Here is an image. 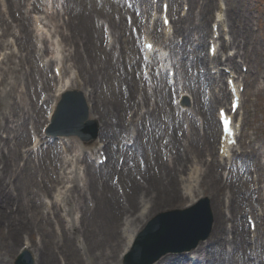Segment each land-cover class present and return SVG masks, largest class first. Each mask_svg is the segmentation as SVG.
Returning a JSON list of instances; mask_svg holds the SVG:
<instances>
[{
    "label": "rangeland",
    "instance_id": "1",
    "mask_svg": "<svg viewBox=\"0 0 264 264\" xmlns=\"http://www.w3.org/2000/svg\"><path fill=\"white\" fill-rule=\"evenodd\" d=\"M130 1V0H128ZM150 1V0H149ZM243 4L246 8L244 18H241L240 16L233 15L230 17V23L227 21V12L228 7L231 3H233L232 0H208V4L210 7V11L207 13V29L210 31L212 29V25L215 21V17L217 14V10L222 8L223 10V16L225 18V25L226 26H220L221 28V34L218 41L221 42V45H224L225 40L228 41L231 37L232 39L235 37V41L232 42L231 46H226L222 48L221 50V56L223 57L224 54L232 52L234 63H235V71L238 72L241 77H239L242 80V84L244 85V100L242 107L240 109L239 118L243 122V132L241 133L239 144L236 146L239 150L240 158L237 160L239 162L242 161V164L239 167V170H237L235 167L232 169V173H230V177H232L242 191L239 196V201L236 205L238 207L233 211V215L231 216V206L229 205V202H227V196L230 194L229 188L226 185L222 190H220L214 198V196L211 194V190L207 185H204L202 183V186L200 185V179L198 184L193 188L192 196L186 198V193H184V189L181 187H184V183L182 179H180V188L181 191L184 193V206L186 203L190 201L191 198H198L200 196H209L210 198V206L211 210L213 212L214 217V223L213 228L210 233V237L207 240L201 241L198 245L203 246L205 248V251L201 253L199 256V259L196 264H225L226 261H223L225 257H229L232 260L234 257L239 255L242 256V248L238 247L234 251H231V245H234L232 242V234L230 233V230L232 228V225L235 223L237 226H240L243 224L246 228V231L250 232L249 244H251L252 247L255 245L252 243L254 241H257L259 239L264 240V0H243ZM2 4L0 3V6L4 12V17L7 19L5 20L7 27H5L6 24L1 25L0 21V104L2 109L9 110L13 105L8 100L7 96H4V93L2 92V89L6 87L8 84V88L10 85L13 84V82L9 85V83L15 79H13V76L18 75L17 81L23 83L26 81L29 86L30 84L36 83L41 75L44 77H50L53 73V66L54 62L49 64V69L47 72H42V74L39 73L40 68H43L41 66L40 62V55L35 57L36 54H34L33 58L28 59L27 57L24 58L26 49L24 48V43L17 38V34L20 31L19 28L16 26V18H21L20 15V9H17L13 7L10 12L9 8L6 6L5 2L1 0ZM200 4L202 3V0H198ZM176 8H179L178 12L181 10L183 6V2L181 3V0L179 3L175 4ZM159 6V4H158ZM188 9H185V12L183 16L187 14L186 17L189 18L187 21V25L190 27L193 26L194 22H199L198 14H199V8L197 6H193V10H189V5H186ZM138 7L136 5L129 6L125 2V0H75V3L71 9L72 13L79 12L80 10L85 12L87 15L90 14V16L93 19L92 23H89L87 26L82 24L78 27L74 28V34L71 37V41L68 39H65V42H63V51L69 52V45L72 46V48L75 46L78 49H82L85 57L87 54L89 55L91 61L88 59L83 58V62L85 64V68L87 71L93 73L95 78L101 77L99 75L98 71L94 72L90 67L94 69H97V65H102V62L104 61V57L106 56L104 52L100 49L97 50V48H104L106 49L105 45H103V42L105 41L103 37L102 31L97 32L96 36V25L97 20L100 17V15L107 16L109 14L112 16L114 22H118V25L121 28V33L115 31L117 35L119 36V41L117 43V47H112V50L115 51L114 59L116 60L118 56H121V60L123 63V69L126 68L128 73V77H132L131 73L132 67L131 64L134 65V62L137 58L140 57V52L138 53V50L135 52L132 50V47L134 44L139 45V37L136 36L132 32V25L129 23V21L132 19V14L138 15L140 19L143 21V16H141L142 13L140 12ZM191 9V8H190ZM39 10V9H38ZM37 9L34 11L38 12ZM130 10L132 11V14L130 13ZM31 16L34 13L33 10H31ZM42 11V10H40ZM151 11V10H150ZM110 12V13H109ZM104 13V14H102ZM122 13V16L120 17V14ZM188 13L190 15H188ZM154 14V12H152ZM0 15L3 16V13L0 11ZM93 15V16H92ZM145 16V15H144ZM131 18V19H130ZM14 19V20H13ZM116 20V21H115ZM121 23H120V22ZM52 26L54 27V23L51 22ZM161 25V21H160ZM225 27V29H224ZM88 29V30H87ZM146 29V26H145ZM228 29H231L228 30ZM105 30V29H104ZM156 30V28L154 29ZM159 32H161L158 29ZM220 31V29H219ZM225 31L227 33H225ZM104 32V31H103ZM156 32V31H155ZM90 33L94 36L93 43L86 41V35L90 36ZM213 34V31H212ZM135 38H133V36ZM99 36V38H98ZM212 36V35H211ZM102 37V39H101ZM103 40V41H102ZM35 41V40H34ZM70 41V42H69ZM197 44V40L195 41ZM36 43L38 41L36 40ZM49 46L51 47V42H48ZM105 43V42H104ZM208 43L209 40H206L201 46L199 45L198 53L201 56L208 55ZM79 44V45H78ZM182 44V42H180ZM179 44V45H180ZM181 46V45H180ZM194 47V46H193ZM193 47L188 44L187 50L188 52H193ZM179 49V48H178ZM177 50V49H176ZM13 51L14 52V58H10V60H7V57H5L4 53ZM53 51L52 48L49 49V52L45 53L49 56L52 55L51 53ZM107 51V49H106ZM9 55H12L10 53ZM44 55L42 59L44 58ZM195 55V54H194ZM97 56V57H96ZM93 57V59H92ZM188 57V56H187ZM188 64L190 65V62L194 59L193 54H191L188 58ZM124 61V62H123ZM219 64H222L223 62H217ZM206 64V63H205ZM204 64L205 71L208 68V71L212 69V64L208 62L207 65ZM242 64H246V66L249 67L248 71L242 70ZM40 65V66H39ZM65 65L68 67V71L65 73V75H69L71 71L77 70L78 76L81 79H84L87 77V73L83 70H79L78 67H74L72 61L69 59L68 61H65ZM188 65V66H189ZM40 67V68H39ZM230 67H233L232 64ZM191 69V67H190ZM198 70L203 71V65L202 67H198ZM213 70V69H212ZM211 70V71H212ZM190 72H193L195 74V70L192 68ZM104 73V71H103ZM115 76L110 77L109 72L104 76V82L100 81L101 86V98L112 101L114 104L119 105V109L112 108L111 113L108 115V121L112 122V124L117 123L118 121H123L124 127H127V129L118 128L116 125L109 128L110 135L109 137H112L111 143H110V149L109 150V159L111 168H115L114 170H111V172H108L107 178V184L111 186L112 190L108 192V195H111V192H114L116 194V199L118 201H122L123 204L126 203V200L123 197H120L122 193V189H126V192L130 194L131 188L133 187L130 185L131 183L130 178L128 177V168L133 166L131 176L132 178H135V180H140L143 182L144 176H148L149 174H157L160 171L158 162L160 161H169L171 165H173L171 160V153L172 155H176L175 151L177 148H180L183 152L188 151L189 158L200 160L195 158L196 154H194L190 149H185V145L187 144L189 139L191 140V136L197 137L202 136L205 133V130L203 127H199L198 123L201 121V114L199 112H195V116L197 117V127L195 126V129H191V126H189L188 122H185V120L180 121V110L176 108L174 102H172L173 98L171 97V93H168V99L166 101L160 100L158 104L155 101H150V103L147 105V107H144L148 110H154L155 108H161L160 112H158L157 115H155L154 118H156V124L157 128L152 127V122L149 120L146 122V130L142 134V136L137 137V144L139 146L134 149H127L124 150L125 142L129 136V133L131 131V125L129 124V118L134 113V104L130 103L126 100V98L117 90L119 91V81L117 79V75L119 73H115ZM202 73V72H201ZM124 74V72H123ZM136 77L138 76V73H135ZM165 79H166V71H165ZM211 75L216 76V73H212ZM227 73L223 71L221 73V83L225 87L226 85V77ZM110 77V78H109ZM109 79V81H107ZM98 81V79H97ZM17 82V90H16V98L19 100V94L21 92V89H23V86L19 88L20 85H18ZM34 90L38 93H40L39 90ZM54 87L50 90L51 94L54 92ZM168 89V87H167ZM50 91L48 93H50ZM23 95V93L21 92ZM32 95L33 100L36 102V98H34L32 91L30 89L29 95ZM221 94V93H220ZM46 96V95H45ZM139 96V95H138ZM50 98V96H49ZM211 99V98H210ZM52 100V99H51ZM154 100V99H153ZM225 102L218 103L215 102L213 99L208 105V109H206V115L211 120L212 117L216 116V110L219 107V105H227L229 103V96ZM50 103V102H49ZM48 103H45L44 106V118L40 125V130L43 127L42 124L45 123V114L48 108ZM47 106V107H46ZM137 108V107H135ZM140 108V107H139ZM154 110L153 113L157 111ZM142 111V108L140 109V112ZM186 115L189 117H192L194 114L187 112ZM17 117V115H15ZM195 117V118H196ZM1 119V117H0ZM105 120V118H103ZM102 119V120H103ZM2 120V119H1ZM125 130V131H124ZM43 131H40L42 133ZM200 132V133H199ZM0 134L2 135V128ZM217 134V133H216ZM214 135L211 137V143H214V152L213 153H206L207 155L204 156L203 160L205 159H211L212 157L215 158L218 155V136ZM76 137V136H75ZM74 139V138H72ZM78 139V138H77ZM179 139L182 141V145L180 144ZM252 139V143H251ZM108 140V139H107ZM83 141V140H82ZM80 141L77 143V145H74L73 148H70L68 152L69 156L72 158V162L67 163L64 166L59 169V172L56 176L54 171L52 170L51 161L47 159V156L43 158V161L39 164V161L37 158L33 161V163L36 165L37 172L44 177V179L40 180L37 183H33V190L40 191L43 188V184L45 185L46 189L48 188L50 191L45 194L37 197V206H38V212L35 215L33 219L30 221L23 220L20 225H18V218L17 213L15 210L11 208V205L8 203L7 200V194H3L0 192V264H14V260L17 257L18 253L20 252V247L28 242V245H30L34 255L37 254L38 258L43 255L41 253L40 246L44 243L47 247V255L51 260L52 264H75L79 263L78 261V251H81L82 253L86 250L87 245L90 244L93 246H98L100 250H104V254L102 255L101 260L98 264H122V262L119 261V258L117 255H120L122 251V245L123 240L120 244V246L116 247L114 251L110 249V247H113V234L115 233V236L117 237L118 241H120V234L122 229V224L124 221L123 214H119L117 227H112V229L106 230L105 238L103 236L98 237L97 242V234L92 237L90 235H86L84 237L83 231L78 230V228L75 230L71 227V238L75 236V243H72V246L74 248L71 249V255L69 254V220L73 221L74 217L78 216V220H80L85 212L88 210V208H93L96 206V198L95 201H91V195L90 190L88 187V177L83 176L82 172L84 171V175L87 171L86 164L80 160H76V156H74L75 153L77 155L80 153L81 147L80 145H84L85 150L87 151L88 155L89 152L93 151L94 145L88 143V145ZM155 142L157 145L155 147L151 146V143ZM34 141L30 140V136L28 137V144H23L21 151L25 150L26 148H29L32 146ZM200 147L203 148L204 146V140L201 139L199 141ZM251 144V147H248ZM188 148V144L186 146ZM0 148H6V145L0 144ZM250 149L252 151L250 152ZM1 150V149H0ZM119 150V151H118ZM242 150H247L241 154ZM2 151V150H1ZM250 152V153H249ZM65 154V153H64ZM135 155V156H134ZM170 156V157H169ZM186 157V156H185ZM93 159H91L90 164L94 163L95 155L92 156ZM159 158V161L158 159ZM169 158V160H168ZM46 159V160H45ZM210 162V160H208ZM137 160V161H136ZM54 161V160H53ZM52 161V163H53ZM202 161V160H201ZM243 161L245 164L243 165ZM20 162H23V160H20ZM215 162V161H214ZM216 163V162H215ZM49 166V172L47 170V166ZM60 164V163H58ZM137 165L136 168H134V165ZM187 164H192L187 160ZM1 165V160H0ZM61 166L58 165V167ZM108 166V165H107ZM200 167L203 169L205 166L200 163ZM81 168V169H80ZM108 167L102 169L103 171L107 170ZM223 168L224 164L221 167H217V176L216 180L222 183L221 187H223L225 184H227V179L223 177ZM1 171V168H0ZM68 171V172H67ZM70 171V172H69ZM241 171V172H240ZM2 172V171H1ZM119 172V173H118ZM188 170H186V173ZM185 173V176H186ZM70 174L73 176H77V179L67 177ZM118 174H121V178L119 179V182H122L123 188L117 187L115 185V180L113 182V178L115 179V176ZM222 174V175H221ZM4 180L8 178V176L3 173ZM54 180H53V178ZM55 176V177H54ZM241 176V180H239V177ZM120 177V175H119ZM8 182V179L6 181V184ZM87 182V183H86ZM138 182V181H137ZM84 185L82 186V184ZM246 183V184H245ZM75 184L80 185L81 187L85 188V194L86 196L83 197L82 194L80 195V190H76L74 194H69V188L73 187ZM121 184V183H120ZM246 185L250 187L251 190V201L256 205V209L251 212V209L248 206V202H246L243 199V192H246ZM41 188V189H40ZM60 189L61 194L59 195V200L57 201L55 195L57 194V189ZM119 189L120 192L117 190ZM9 190V187H8ZM107 192V190H106ZM78 193V194H77ZM235 193L236 190H235ZM8 197L14 201L15 194L12 193L8 194ZM244 200V201H242ZM10 201V202H13ZM120 201V202H121ZM219 202V205L218 204ZM77 206L76 209L72 211L75 206ZM181 203H173L171 208H166L164 210L173 209V208H182ZM214 207L218 206L223 212V215L225 217V220L223 222V227H226L227 230L224 229V234L220 233L217 234V230L214 231L215 226V212ZM244 206V209L241 210V207ZM70 209V211H69ZM160 210L153 214H151L146 221L142 223L144 226L147 224V222L154 217L158 212L164 211ZM78 213V214H77ZM89 212L86 213V217L89 216ZM261 214V224L257 227L256 230H250L248 223H247V214H251L252 217L256 220V214ZM129 215V214H128ZM226 215V216H225ZM62 216V217H60ZM7 218H10L12 222L6 221ZM259 220V221H261ZM60 221V222H59ZM22 223L26 225L23 226ZM37 224L41 223L45 225V227L50 226L51 228H54L56 230L55 236L51 235V240H45V237L42 234V231L35 229L32 230L30 228L31 224ZM79 225L80 222L78 221ZM72 224V223H71ZM137 225L141 224L136 222ZM62 228L67 230L66 234H63ZM48 243V244H47ZM247 250V248H246ZM250 249H248L249 251ZM114 255V257H113ZM255 255V254H254ZM36 256V255H35ZM106 256L115 258L114 260L110 262L107 261L105 258ZM202 256V257H201ZM264 256V249L260 251V258L263 259ZM235 263V261L233 260ZM42 264V263H37Z\"/></svg>",
    "mask_w": 264,
    "mask_h": 264
},
{
    "label": "bare ground",
    "instance_id": "2",
    "mask_svg": "<svg viewBox=\"0 0 264 264\" xmlns=\"http://www.w3.org/2000/svg\"><path fill=\"white\" fill-rule=\"evenodd\" d=\"M7 1L9 8L13 9V7L20 9V15L21 18H16L17 27L20 29V32L17 35V38L21 40L24 43V48L26 49V53L24 55V58L31 59L33 58L34 54L35 57L40 55V59L43 63V68H40L39 73L42 74V72H47L49 69V63L52 61H55V66L59 69V75H51V77H44L41 75L36 83L29 84L24 81L21 83L18 82L17 79L19 78L18 75L13 76L12 78L15 79L12 80L9 85L13 82L12 85L8 88V84L5 88L2 89V92L4 93V96H7L10 103L13 105L8 111L5 109H2L0 104V110H2V113L0 117L2 116L3 120H6L4 123L1 121L2 128L4 130V135H0V144L4 141L7 147V155L1 153L0 154V160H1V171H0V192L3 194H7V200L10 205H16L17 209L19 211L18 219L22 220L25 218L26 220L30 221L35 217V215L38 212V206H37V197L41 195H45L49 192V189L45 187L43 184V188L40 191L33 190V183L39 182V179H44L42 175H40L37 172L36 165L33 163V159L31 158V155H33L35 148L28 149L27 153H22L21 148L22 145L26 143L28 144V137L31 135H34L38 132L39 127L43 121L44 118V106L45 103L51 102L50 104V114L53 112L56 106V102L59 98V95L64 92L67 89H71L73 87H80V85H84L83 89L85 90V94L87 96V99L90 104V118H99L102 120L105 118L103 125L101 126V129L98 133V136L100 138L108 137L109 136V128L112 126L123 127V121H118L115 124H112V122L108 121V115L111 113V109L118 108V104H114L112 101L102 99L100 96L101 93V86L100 81H104L105 73L107 74L109 72L110 77L114 75L113 71H119L120 74V82L121 87L125 85L129 91L128 101L129 98L134 99V106L137 105L135 112L136 114L139 113V104L140 108L145 107L144 105H147L150 101H152V98H161V100L166 101L168 99V92L167 85L164 83V78L162 73L160 75L153 76V82L156 85L153 87V92L151 93V96L149 97V89H148V82L146 79L139 78V82L137 85V82L132 77L131 80H128V75L123 74L122 72V60L121 56H118L117 59H114L113 51L112 49H108V51H105L103 48H101L106 55L104 57V61L102 62V65H97V69H94L91 65V69L94 72L99 73L101 75L100 79L97 77L95 78L93 73L87 71L85 68V64L83 62L84 59H90L89 55L85 57L82 49H78L77 47H73L69 45V53L68 55H61V50L59 49L58 45H62V41L67 39L69 36V40L71 41V37L74 34V28L78 27L79 25L82 26L88 25L89 23L93 22L92 17L90 14H86L83 11H79L76 13H72L71 9L75 3V0H4ZM32 1V2H31ZM134 5H138L141 7V9L146 12L147 11V5L148 9L155 8L153 3L147 2V0H131ZM180 0H173V3H170V9L169 11L173 12L175 15V20L171 22V25L168 27H165L163 25V31L161 32V37L166 38L163 39V42H166L167 38L170 39L171 32H175L177 36L182 37V41L184 42V45L179 47V51H176V48H178V44H175L174 46H171L174 42L173 40L170 41L169 45L166 47V50L164 48H161L160 45L162 43H157L159 46V56L157 63H154V58L152 60L147 61V65H156L161 64V67L166 66V62L172 61L173 65L176 68V76L178 77L177 80H179L178 85L184 86V90H181V93L185 90L189 91L192 94V104L190 105L191 113L194 115L192 117H189L186 115V112L188 110H185L182 112V115L180 117L181 120H185V122H188L189 126H191V129H195L194 122H197L198 119L195 116V112H199L203 114L205 112L206 114V108L208 107V104L205 101V97L201 93L202 88V80H201V73L198 71V75L193 76L189 75L188 72V60L187 55L190 54L187 52V44L191 43L193 44L194 41L197 39L199 40L197 44H202V39L205 40V37L210 33L207 29V13L210 11V7L208 4V0H202V3L198 2V0H184L186 1L185 4L190 5V10H193V6H197L199 8V14L198 18L201 20L198 23L194 22L193 26L190 27L187 25V21L189 20L186 16L179 15V8H176V3L178 4ZM233 3H231L228 7L227 12V21L230 23V17L233 15L240 16L241 18H244L245 14V6L243 4V0H232ZM43 5L44 11L41 13L36 12L33 16H31V10H34L37 6L36 3H40ZM52 2V4H51ZM51 4V5H50ZM184 6V5H183ZM30 8H32L30 10ZM162 11V9H161ZM188 15H190L188 13ZM93 16V15H92ZM217 19L215 23H218L220 25H224V19L222 15V9L217 13ZM32 18L34 22H36L35 28L32 26ZM105 20V17L103 15H100V19ZM0 21L1 25L6 24L4 20V16L0 15ZM108 23H110V34L111 41H116L115 37L112 33L113 31H116L117 23L114 22L110 16H108ZM51 22L54 23V28L51 24ZM43 23V25H41ZM99 23V21H98ZM121 23V22H120ZM137 24V23H136ZM157 24V21H156ZM158 26V24H157ZM7 27V24L5 25ZM49 27V29L47 28ZM88 30V29H87ZM101 32V27L98 26L97 29H95L96 36L97 32ZM118 32V31H117ZM120 32V31H119ZM121 34V33H120ZM149 35H154L151 31L148 30ZM157 36L159 34L156 33ZM53 36H58L53 37ZM51 38L52 43H56L54 54L51 56H47L46 59H42L44 50L46 52L49 50V46L47 45V41ZM99 38V36H98ZM134 38V37H133ZM38 39V42L45 43L44 46L38 48L36 40ZM94 36L90 33V36L86 35V41L93 43ZM35 40V41H34ZM171 40V39H170ZM69 41V42H70ZM169 41V40H168ZM217 43V41H216ZM79 45V44H78ZM44 48V49H43ZM100 49V48H98ZM133 51H137V47L133 45L132 47ZM221 47L217 49V52L215 53L212 62L214 63L217 61L216 56L219 54ZM196 52V50H195ZM12 53V55H9ZM14 52L10 51L5 52L4 55L7 57V60H10V58H14L13 55ZM65 57L67 59L70 58V60L73 63V66L78 67L79 70H83L87 73V77L84 78L85 83H82L78 76L76 75L70 77L64 78V69L65 66L63 65L65 61ZM97 57V56H96ZM152 58V56L150 55ZM209 58H211L209 56ZM207 58L204 59V57L196 58L195 60L191 61V66L197 67L198 63L204 64L206 61H210V59ZM93 59V57H92ZM226 60H228L230 63H233V58L226 56ZM138 65V62H136ZM168 66V65H167ZM215 66V65H214ZM216 67V66H215ZM214 67V68H215ZM229 67V66H228ZM219 69H216L218 71ZM104 71V73H103ZM204 74H207L204 73ZM208 77H206V80L210 81L209 79L213 78L212 75L207 74ZM109 77V78H110ZM98 79V81H97ZM184 81V83H182ZM17 82L19 88L24 85L26 87V90L21 92L24 93V95L19 94V100L16 98V90L17 88ZM54 82L56 85L55 92L54 93H48L53 87ZM214 82V81H213ZM88 84V85H87ZM241 85V82L238 84ZM41 86L43 88L42 93H38L34 90V87ZM158 87V88H157ZM179 88V86H178ZM30 89L32 91V94L34 98H36V102L33 100V97L30 93ZM123 89V88H122ZM136 90H139L141 99L134 98L132 95H134V92ZM225 89L223 88L222 91ZM214 91V90H213ZM46 95L45 100L43 101V95ZM50 96V98H49ZM227 95L225 92H223V96H215V99H223ZM52 99V100H51ZM93 101L92 103H90ZM143 102V103H142ZM158 104V101H156ZM185 107V105L183 104ZM155 110V109H154ZM143 112L139 117L142 119L147 117V115L154 118L153 111ZM147 113V115H145ZM17 115V117H15ZM211 116L210 118H202L200 126L202 125L205 128V134L202 136H191V140L188 141V148L185 145V149H190L196 156H194L197 159L195 160L189 158L188 151H182L180 148H177L175 153L176 155H172L171 153V160L173 165L169 163V161H160L158 162L160 171L157 174H149L148 176H144L143 183L137 182L134 178L131 176V170H128V177L130 178V185L133 187L131 188L130 195L128 193H123L122 197H125L126 203L123 204V202H120L116 199V194L114 192H111V195H108V192L112 190L111 186L107 184L106 174L102 171L101 165L97 167L89 164V159L86 155L84 145H80L81 150L77 157L78 160L84 161L87 164V174L89 179V189L90 194H92V199L96 198V206L93 208H88L86 211L89 212L88 217H82L80 226H77L76 223L72 224L73 228H77L78 230L83 231L84 237L86 235H90L94 237L97 234V242L98 237L103 236L105 238L106 230H111L112 227H117L119 214H123L124 221L128 225L134 224L136 222H142L144 218H147L152 213L164 210L167 207H172L173 203H184V194L181 191L182 189H185V192L189 195L192 193V189L197 185V182H199L200 179V185L202 186V183L204 185H207L209 189L211 190V194L216 198L218 201L217 193L222 190L226 185L221 187L222 183L216 180L217 176V170L216 168L220 166V163H222V160L229 161L232 154L234 155L235 151L237 150L234 146H229L226 150L225 154H218L219 159L216 160L217 163L212 161L207 162L206 160H203L205 154L209 152L210 154L214 151V143H211V137L214 136L218 129H217V122L214 117ZM196 117V118H195ZM201 118V116H200ZM219 118V117H218ZM140 119V120H141ZM45 121H47L45 119ZM157 126L156 123H154V128ZM138 127V126H137ZM157 128V127H156ZM1 129V128H0ZM240 130V126L237 128ZM137 131V129H134ZM134 133V131L132 132ZM200 133V132H199ZM38 138L36 139V146L39 148H42V152L47 156V159L51 161V165L53 166L52 161L55 162L62 159L63 163H67L71 161V158L68 156H59L57 151L55 150V147L53 145V142L51 139H48L46 136L42 137L40 135H37ZM62 144H57V147L64 149V151H67L68 148H71L74 145H77L79 142V139L74 138H61ZM203 139L204 140V146L203 148L200 147L199 141ZM180 144L182 145V141L179 139ZM45 143L47 146L45 147ZM101 145V144H99ZM157 144L155 142L151 143L152 147H155ZM137 148V147H136ZM3 150V148H0ZM51 154L54 155V159H52ZM100 155L98 159L101 157ZM186 156V157H185ZM62 157V158H61ZM58 158V159H56ZM159 161V158H157ZM20 160H23V163L20 162ZM43 160V159H42ZM46 160V159H45ZM187 160L192 163L187 164ZM202 160V161H201ZM61 161V162H62ZM42 162V161H41ZM40 162V163H41ZM200 163H202L205 168L203 169L200 167ZM47 170L49 172V166L46 164ZM137 165L135 166V168ZM52 170L54 173L58 174L59 169L57 165H54L52 167ZM186 170L188 172L186 173ZM3 173H5L8 178L4 180ZM186 173V176H185ZM185 176V177H183ZM52 177V176H51ZM71 177V176H69ZM53 178V177H52ZM180 178L182 179L183 183L185 184L184 187L182 186L180 188ZM8 179V182L6 184V181ZM54 179V178H53ZM102 182V184H101ZM9 184H12V187L16 191L15 199L14 201L8 197V194L10 191L8 190ZM193 187V188H192ZM230 188H232L234 191L236 190L237 193L231 194V199L235 201L234 209L236 207V202H238L240 189L237 186L236 181H233L230 183ZM79 190V186L75 185V188H69V193L74 194L76 190ZM81 189V188H80ZM18 190V191H17ZM74 190V191H72ZM107 190V192H106ZM81 193V192H80ZM56 197H59V193L56 194ZM58 199V198H57ZM231 200L230 205L233 206V201ZM13 201V202H10ZM17 202V204H16ZM219 205V202L217 204ZM216 206V212H215V226L214 231L217 230V234H224L223 222L225 220V217L223 215V212H221L220 208ZM129 214V215H128ZM8 222H12L10 218H7ZM22 221H18V225L21 224ZM123 221V223H124ZM60 222V221H59ZM23 226L26 227L24 223H22ZM30 228L32 230L38 229L42 231L43 236L45 237V240H51V235L55 236L56 230L54 228H51L50 226L45 227V225L41 223L37 224H31ZM140 228H133L131 229L129 226H127L123 230V234L125 235V238L122 236V232L120 234V241H118L117 237L115 236V233L113 234V247H110L112 251L116 249V247L120 246L122 240L123 243V249L121 251V255H117V257H122L123 252L129 248L131 245L133 238L135 234L138 232ZM69 227V254L71 255V249L74 250L72 243H75V236L71 238V232ZM63 234L67 233L66 229L62 228ZM232 234H233V242L236 245H241L246 242L247 240V233L243 226L241 227H232ZM48 244V243H47ZM264 247V243L260 242L256 245V248ZM41 253L44 254L42 258V264H52L51 260L46 257L47 255V247L43 243L40 246ZM198 250L204 252L205 248L203 246H200ZM104 254V250H100L98 246H93L90 244L87 245L86 250L82 253L81 251H78V261L79 263L75 264H98L99 261L102 258V255ZM72 257V255H71ZM114 257V255H113ZM108 262H110V257H105ZM115 258H112L114 260ZM186 257H177L168 255L163 261L158 262L157 264H186ZM257 262L260 263V259H257ZM244 264H251L250 261L247 259Z\"/></svg>",
    "mask_w": 264,
    "mask_h": 264
},
{
    "label": "water",
    "instance_id": "3",
    "mask_svg": "<svg viewBox=\"0 0 264 264\" xmlns=\"http://www.w3.org/2000/svg\"><path fill=\"white\" fill-rule=\"evenodd\" d=\"M76 106H62L58 112L59 123L71 117ZM80 109V108H79ZM74 132V129H69ZM193 215L179 211L172 217L161 218L153 227L139 237L133 251L128 255V264H150L167 251H179L194 247L200 239L207 237L210 221L205 214V207Z\"/></svg>",
    "mask_w": 264,
    "mask_h": 264
},
{
    "label": "snow or ice",
    "instance_id": "4",
    "mask_svg": "<svg viewBox=\"0 0 264 264\" xmlns=\"http://www.w3.org/2000/svg\"><path fill=\"white\" fill-rule=\"evenodd\" d=\"M164 7L166 9L167 5H165ZM165 23H167V20H165ZM221 111H223V110H221ZM225 126H226V128H227V130H228V132L230 133V136H231L230 143L235 144V138H234L235 137V133L232 132V129L230 127V121L227 119V117H225Z\"/></svg>",
    "mask_w": 264,
    "mask_h": 264
}]
</instances>
